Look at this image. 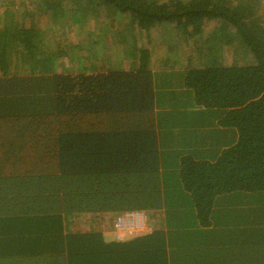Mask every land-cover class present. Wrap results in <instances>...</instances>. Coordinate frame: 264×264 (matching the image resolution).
<instances>
[{
	"label": "trees",
	"instance_id": "1",
	"mask_svg": "<svg viewBox=\"0 0 264 264\" xmlns=\"http://www.w3.org/2000/svg\"><path fill=\"white\" fill-rule=\"evenodd\" d=\"M261 1L97 0L130 15L140 45L149 32L162 28L152 41L159 42L175 27L187 46L176 63L183 86L172 72L155 73L148 52L128 69L53 74L42 67L41 83L27 73L39 60L30 54L51 67L58 49H38L32 27L21 39L0 31V264H217L211 261L225 255L264 263V234L236 232L243 244L224 252L204 248L201 229L227 201L246 197L264 210ZM209 23L216 39L238 35L241 62L201 64L206 49L194 41ZM15 40L29 66L26 77L4 85V76L18 74L8 53ZM152 42L141 50L154 49ZM215 144L224 146L204 152ZM127 210H160L165 229L124 241L65 229L76 213Z\"/></svg>",
	"mask_w": 264,
	"mask_h": 264
},
{
	"label": "rangeland",
	"instance_id": "2",
	"mask_svg": "<svg viewBox=\"0 0 264 264\" xmlns=\"http://www.w3.org/2000/svg\"><path fill=\"white\" fill-rule=\"evenodd\" d=\"M256 8L257 12L262 13V16H264V0L259 2ZM136 24L130 15L119 14L115 10H109L108 12L97 0H0V31L4 33V38L10 30L15 32L13 36L16 38H24L27 34L25 29L32 27L34 29L30 33L34 34L35 32L34 36L38 49L40 47L42 49L49 48V44H51L52 48H49L48 53H54L56 48L59 52L56 55L53 54L55 56L53 60H49L51 67H44L38 56L39 54L31 53V56L39 59L35 60L32 69L31 66L23 64L22 61L26 48L17 41L18 39L15 40V46L12 43L10 47L14 53L12 55L14 62H18L15 69L18 74L12 73L10 76H4L7 80H2V84L7 85L10 83L12 85L13 81L17 82L16 79L26 77L22 76L24 74L21 73L28 66L30 68H28L27 73L34 71L32 76L43 83L45 74L42 73V67L45 71L48 68L49 70L52 69L53 74L54 72L77 74L80 71H103L108 68L128 69L133 68L138 63L141 55H145L147 52V55L151 58L150 65H152L153 56L163 57L165 55L164 50L155 51L153 49L149 50V48L141 50V47L147 45L148 41L152 42L157 39L156 35H160L164 30L161 28L156 32H149L147 36H144L147 43L140 45L143 33L137 30ZM214 30L215 28L209 23L204 32L198 38H195V45L206 49L205 55L199 59L202 62L201 64L215 60H222L225 64H229L243 60L246 57L244 52L235 46L237 42L234 41L238 38L236 33H228V35L234 34L230 35L232 40L230 37L216 39L218 34L216 35ZM43 32L46 33V36H43L45 39L42 37ZM35 41L33 42L35 43ZM178 41L182 44L183 39L179 38ZM166 42L170 48L177 44L174 38L166 40ZM0 47L2 50L1 41ZM210 48L213 49V52L209 53ZM188 51L189 49H186V52ZM172 53L179 54L178 51H172ZM20 62L22 63L20 64ZM166 69L169 72L176 71L177 66L173 65ZM2 77L0 70V78ZM41 86L38 82V88H41ZM40 92L37 91V97L44 96V93ZM44 98L40 97L39 100L42 101ZM144 211L146 218V227L142 228L144 231L145 229L146 231L152 230L154 226L158 227L161 224L162 215L160 210ZM108 213L111 214L112 212L98 211L73 215L70 224L66 226L67 231L89 230L92 228V230L102 229L103 232H108L112 229V223L107 219L114 216ZM102 220L106 221L101 223ZM139 231L122 230L115 237L121 240L129 234H135ZM106 237H108L107 240L115 238L109 232Z\"/></svg>",
	"mask_w": 264,
	"mask_h": 264
},
{
	"label": "crops",
	"instance_id": "3",
	"mask_svg": "<svg viewBox=\"0 0 264 264\" xmlns=\"http://www.w3.org/2000/svg\"><path fill=\"white\" fill-rule=\"evenodd\" d=\"M177 29L175 27H171V33L169 34L166 33V35L168 36H163L161 38H159V42H152L155 45V48L153 50L155 51H161L164 50L165 55L163 57H158V56H153L152 58V69L155 73H159L162 74L163 76L165 75V73L169 72L166 68L176 65L177 69L176 71H172V73L175 74V76H173V83H176L180 86H183V84H180L181 79H180V74L179 71H181V68L179 67V64H176L177 62H179V59L183 57L184 52H185V48H182L184 46V42L182 41V44L176 40V36L178 35L177 33ZM177 33V35H176ZM161 35V34H160ZM158 35V37L160 36ZM157 37V38H158ZM174 38L177 41V44H175L172 48H170V46H168L166 40H170ZM148 43H150L148 41ZM186 47V44H185ZM8 48V46H7ZM172 51H178L179 54H175L172 53ZM8 53L9 57L12 58V55L14 54L13 51H10L8 48ZM170 54V55H169ZM13 61V59H12ZM15 63L18 62H14L11 65V70L15 71ZM22 62H20L21 64ZM89 72H92V70H89ZM171 73H169L168 75H170ZM167 77V76H166ZM169 80V79H168ZM170 81V80H169ZM170 84V82H169ZM194 110H197V107L194 108ZM224 145L221 146V144H215L214 146L208 147L209 148H214V149H220V147L222 148ZM205 153L212 152V150H204ZM251 201L248 198H243L241 200H239L238 202H235V200H231V201H227L224 202L223 205H225V207H223L222 209L218 210L215 209L213 214H212V222L209 226H205L204 228H201L205 231V235H204V240L206 242V244L204 245V248L209 247L212 250H222V251H226L229 246L231 245V243H235L237 245H242L243 242L240 241L239 239L236 240L234 237V234L236 232H241L243 234V236L250 238V236H255V238L258 239H262V236L264 234V217H262V214H264V210L263 211H259L257 209H255V205L251 206ZM107 212H112L111 214L114 216H110L107 220L110 221L112 223V231L109 230V234L110 235H115L119 233V231H117V229L115 228V221L117 219V217L119 216V213L122 211H118V212H113V211H106ZM88 213V212H85ZM85 213H76L77 215L79 214H85ZM110 214V213H108ZM110 214V215H111ZM116 214V215H115ZM259 215V217L256 216ZM165 215H162V220H161V224L158 225V227H153L152 230L149 231H145L142 229L139 232H136L135 234H129L128 236H125L126 238H122L121 240L116 239V237L112 240H117V241H124V240H128L131 238H134L136 236H143V235H149L152 232H154L156 229H159L163 223H164V219ZM72 219V218H71ZM71 219H69L68 225L70 224ZM106 220H102L101 223H104ZM252 221H255L258 224H252ZM77 223V222H76ZM165 224V223H164ZM67 225V226H68ZM146 227V226H145ZM144 227V228H145ZM165 229V225L162 226ZM108 228H110L108 226ZM67 231V228H65ZM94 230V229H93ZM92 228H90L89 230H76V231H72V230H68V232H74V233H87L90 231H93ZM99 230V229H98ZM102 234L105 240H107L108 237H106L108 235V232L105 231L103 232L102 229L99 230ZM129 232V231H127ZM252 232L254 233V235H252ZM123 237V236H122ZM232 238V239H231ZM249 240V239H248ZM111 241V240H109ZM242 243V244H241ZM233 246V245H231ZM236 256H232L231 255H225L224 257H220V258H216L214 259L213 263H217V264H251V261H244L243 259H235ZM259 263L262 262V259H257ZM264 261V259H263ZM242 262V263H240ZM264 264V263H263Z\"/></svg>",
	"mask_w": 264,
	"mask_h": 264
},
{
	"label": "built area",
	"instance_id": "4",
	"mask_svg": "<svg viewBox=\"0 0 264 264\" xmlns=\"http://www.w3.org/2000/svg\"><path fill=\"white\" fill-rule=\"evenodd\" d=\"M144 213V210H127L119 213L115 221V228L119 232L122 230H141L146 226Z\"/></svg>",
	"mask_w": 264,
	"mask_h": 264
}]
</instances>
